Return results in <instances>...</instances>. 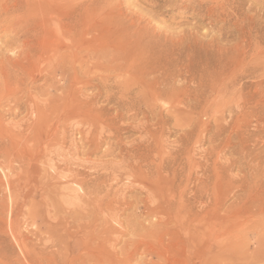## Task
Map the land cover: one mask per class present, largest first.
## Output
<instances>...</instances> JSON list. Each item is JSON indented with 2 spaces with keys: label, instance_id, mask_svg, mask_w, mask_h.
Returning <instances> with one entry per match:
<instances>
[{
  "label": "bare ground",
  "instance_id": "bare-ground-1",
  "mask_svg": "<svg viewBox=\"0 0 264 264\" xmlns=\"http://www.w3.org/2000/svg\"><path fill=\"white\" fill-rule=\"evenodd\" d=\"M0 2H2V0H0ZM88 7L89 5L87 7H83V2L81 0L77 2L76 1L72 2V0H11V1L3 0V3H0V38L5 36V34L10 37L8 41L6 40L7 42L5 41L3 42V44H0V101L1 102L4 98L5 99L8 98V101L14 97L16 98L17 96L15 95H17V93L20 92V90H22L20 89V87H22V84L24 83L25 80L27 79L31 80L29 82H32V86H33V84H35L41 79L43 75V71H42L43 69H41L42 68L41 66L40 67H37V65L34 66L37 63V62L35 63V61H40L39 63H41L42 61L47 69H51L52 71L51 73H55L56 71H59L63 76H65L68 73L69 67L71 66L74 67L71 68L73 69V71H75V74L80 68L82 69V66H83V70L87 68L90 71H95V72L98 71L101 73L116 72L115 79L112 81V83H110L111 81L109 80L110 78L107 77H102L98 79L96 82V93L93 96H89L83 99V126H87V128H90V130L89 131L87 130V133L84 134L83 140L85 141V146L87 147V151L89 150L88 153L92 156L93 154H95L97 151L100 150L101 146H103L106 140L112 139L115 142V144H110L111 148H109L110 149L109 151L104 152V156H111L114 157V159L116 157H120L121 161L118 163L114 162L115 164L113 163V161L112 162L108 161L107 163H103L104 165H98V167L100 166L99 167L100 169L98 170H96L98 167L94 166L92 168L90 166L92 170L89 173H87L88 169L85 170L87 175L83 174L84 173L83 172L82 173L83 175L81 174L80 177L77 175L79 179L73 180L70 179V177H68L70 180L69 179L67 180V178L64 179L65 186L64 187L61 186L62 189H60L59 192L61 193L62 196V200L60 203L65 205L66 208L60 203H58L57 206H55L56 209L54 208V211L55 210L57 211L58 216H59L58 212L62 213L63 215L59 216L58 218L56 217L57 219L54 220L52 231L50 234V243L49 246L47 247L48 249L50 248V250L48 252L39 253L40 256L37 257L38 263L39 264H131L134 257H136L138 253L139 256L144 255L146 253H151L152 255L157 257L156 258L158 259L157 261L159 260L163 261V264L181 263L183 261V256L185 255L184 253L185 251L183 250L186 247L188 249L189 248L195 249L197 247L200 249L201 247L208 248L210 246L208 244L212 236V231H211L212 219L210 218L212 209L211 210L208 209V207L210 206V205L207 206L209 200L202 202L203 200L202 195L205 194V196H207L209 191L210 193H212L214 191L213 188L214 186L213 187L211 186V181H212L211 176L207 175L205 177L203 188L197 190V193L191 192L193 194L192 195L190 193L192 195L191 197L183 198V196L177 197L175 195L176 189L179 190L181 194H183L189 182L188 181L186 184H183L182 186L181 177H182V173L184 172V167L180 163V159L181 156L184 154V152H186L187 150L186 149L187 147L185 146V144H183L184 141L188 142L194 132L190 128L184 131L181 137L179 138L181 144L178 146V148L174 150L173 153L164 155L160 149L161 148L160 141L163 140L161 139L163 136L162 127L164 125L162 126L161 123L162 127H159L160 128V129L158 128L159 130L157 128L154 129L155 124L153 125L150 123V120H154L152 117L153 110L151 106L157 102L167 101V103L169 104L175 103L177 105L185 106L186 109L190 110L194 107L199 108L201 107L200 105L203 104L202 107L200 108L201 109L200 113L203 115H208L209 112L212 111L211 109L210 110L206 109L208 104L210 103L209 101L210 97L218 95L220 93L227 94L229 93V91H235L228 98L231 100L233 95L240 96V98L239 99L234 98L232 100V105H228L232 107H229V110L225 109V112H227L226 110L232 111V108L235 106V108L238 110L237 114H240L241 118L238 117L239 115L237 117L239 118V120L243 118L241 120L243 124L241 125H245L244 128H246L247 131L248 130L250 131L249 126H251L253 123H255L254 124L255 126L254 125L252 126H254L255 128L259 124L262 127L261 123L262 121L264 122V43L262 45L258 43L257 45H253L252 47V44H250L249 42H244V45L242 46L243 48L242 49L241 47L239 48V50L241 49L242 52L238 53L239 52L238 51L236 53L237 55L240 54L238 56V59L236 58L237 56H235L233 58L234 59L233 64L229 62L221 63V65L218 66L219 67L218 74L214 75L216 71H212L210 68H207L209 66H207L205 69H202L200 71L196 70L195 66H193L192 68L191 66L192 58L190 56H187V62L190 63V65H184L179 63L178 60L176 59L177 54L173 53L172 51H169V49H166L167 44H165L166 42L164 43L163 41H158L156 39H154L151 42L149 41L151 46L149 47V49H145V48H140L139 44L135 42L132 43L129 40L130 43H132L135 47L133 50L132 48H129L130 46H128V44L130 43H127V41L123 39L124 38L122 35L123 33L122 34L115 33V35L113 34V36L110 38H108L109 36L108 37L106 36L108 40L105 38L107 41L106 42L104 41L103 43L101 39L100 40L97 39L101 36L106 35L108 32V28H106L105 25L102 24L98 25V22L97 25L94 26V28L95 27L97 28L98 35L94 37L95 35L94 34L92 35L93 36L92 38L94 39L86 40L85 38H83L84 36L83 12L87 11ZM87 15L90 16V14ZM102 15L103 13L100 14L99 17H101ZM106 18H108V16ZM100 20H101L100 22H102L103 16ZM104 24H106V21ZM109 25L112 26V23L108 24V27ZM101 26L105 27L106 29L102 28ZM109 31L111 32V29H109ZM255 38L257 39L256 35ZM244 39H246L245 36ZM0 42L2 43V41ZM168 44L171 46L170 43ZM253 44L255 43L253 42ZM259 44L261 45V47L259 46ZM174 45L176 44L174 43ZM234 52L233 55L235 54ZM9 54L10 56L13 55L16 58L9 57ZM231 60L229 61L232 62ZM193 63L194 61L192 62V64ZM75 68L78 70L76 71ZM45 72L46 70L44 69V73ZM237 72L243 73L244 77L248 80V82H246L245 85L242 84L240 88L238 87L239 89L235 90L238 80L236 79L231 80L230 78L232 77V75L234 78L235 73ZM89 73L91 72L88 73L83 72V75L87 76L89 75ZM188 79L189 82L192 81L193 83H196V87L195 89L193 88L192 95L187 94L185 92L186 90H184V87H183L184 91L182 90V86L184 85V83L188 82ZM46 81L47 79H45V83ZM180 82L182 84H180ZM84 83L88 84V81ZM26 84L28 83L26 82ZM41 84L42 83H40V85L38 86L32 87L33 89L31 90V83H30V88H28L27 92L31 96L30 99L32 98L34 99L28 101L29 110L26 114L27 117L26 116L25 117L27 119L30 117L29 119H32L36 122L42 118H45L50 110V113H48V115L50 116L54 115L55 116L54 118L57 117L58 119L60 116V112L62 114H65L67 112L69 103H67L66 98L56 97L53 98L50 102H48V104H38L36 98L38 97V95L43 96L45 94H48L47 89H53L62 92L63 88H57V87L45 88L44 87L45 84L44 85ZM18 87L20 90L18 89ZM14 88L15 90H13ZM100 99H103L106 105L112 104L111 106L113 110L112 114H110L111 108H106V107L101 108L99 106L97 107V104ZM15 103H17V101H15ZM160 105L163 104L161 103ZM1 108L2 107H0V110ZM197 111H199V109ZM183 112H185L184 109ZM171 117H174V119L177 120L176 123L174 124L182 123L183 125L182 124L179 125L181 126V128L188 127L187 125H185L188 118L183 117L181 110L177 109L173 113V116ZM0 118L2 117L0 116ZM238 118L237 121H239ZM216 120L217 119H215V122H217ZM224 120L225 119L222 118L220 121L218 120L217 123L219 124L218 126H220V124H223L222 121ZM230 120L233 121V119ZM135 121H138L140 123V125L138 124L140 126L138 127L139 132L141 134L143 133L146 136L147 140L145 139L137 140L134 141L132 144H129V146H126L125 142H124L125 144H123V140H122L123 138H121V132L125 130L127 131V127L123 125L126 124L127 122L129 125H131ZM32 123L35 124L34 122ZM224 125L225 124H223V126ZM32 127L34 126L33 125L30 126L31 129ZM221 127L219 128L222 129L223 127L222 128ZM247 127L249 128L247 129ZM257 128L259 130L260 129L262 130V128L258 126ZM184 129L185 128H183V130ZM217 130L216 132H218ZM53 132L55 135V131ZM209 132L210 131L207 130L206 134H208ZM244 132L241 134H245ZM104 133L106 134V136H104L105 135ZM98 134L100 136L99 139L96 138ZM239 134L240 133H238L237 135L239 136ZM51 135H49V137ZM241 136L242 138L244 137V135ZM49 137L48 139L46 138L45 139L49 140ZM211 138L212 137L207 138L208 143L212 142ZM50 141L51 139L48 142ZM225 143L227 144V142ZM243 145L241 144V146ZM116 146H118V148H116ZM198 146L196 147L194 145V147L196 148H199ZM223 149L225 150V148ZM116 150L118 151L117 153ZM160 152L162 156L159 155ZM212 152H210L209 154H211ZM243 152L244 153H242V156L245 155V159H248V161L250 158V154L255 153V151L249 153L248 147H246V149L243 150ZM41 154L43 153L41 152L40 155ZM89 154L88 157L90 156ZM259 155L257 156L258 158L260 157ZM253 156L254 155H251V158ZM40 157H45V156L42 155ZM241 158L244 159V157ZM254 158L256 159V156H254ZM53 161H51L50 163H52ZM205 162H207V160ZM249 162L251 163V161ZM252 162H254V160ZM260 162L261 160H259V163ZM262 163L263 162H261L260 165ZM229 164L227 165V167L229 166ZM231 164H234L235 167V163L231 162ZM231 164L230 166H233ZM248 164H246V166ZM205 165L207 166V163ZM230 166L229 168H231ZM258 166H254V168L253 167L251 168V166L249 167L253 170H256L255 167L257 168ZM199 168L200 167L198 166L197 169ZM215 170L216 168L214 167V172ZM52 171L54 175L52 179L56 184H58L60 180L63 179L64 176L59 170L57 171L56 169H54ZM190 171L192 172L191 169H189V172ZM211 171L212 170H208L209 174ZM256 171L255 174H257ZM259 171L260 170L257 171L258 174L260 175L261 173L263 174V171L261 173ZM248 172H246L247 174L243 175L245 176L244 178H246L247 180L246 185L248 184V180H249L248 178H251L249 177ZM116 175L141 176L140 180L136 181V185L133 184L135 186H133L130 183L131 182L130 181L129 183L130 185H132L131 187H129L130 185L128 186L129 187L128 189L130 190L127 189L126 187L127 185L125 186L126 187L125 189H127L128 191L127 190L126 191L129 193L138 192L139 194H145L147 197L138 198V196H135L136 195L135 194L134 197H131L132 200H130L131 198L127 199L125 195L126 193L125 189H122L121 187L114 189L111 184H107L108 181L111 180V177L113 176L115 177ZM211 175L213 176L214 174ZM260 175L258 176L256 175L257 176L256 179L259 177L257 180H261ZM214 176H218V175L215 174ZM235 179L237 178L235 177ZM251 179H250L251 181H254L253 178ZM165 182L168 183L169 188H166L167 190L164 189L165 187L163 188V183ZM241 182L242 180L240 181V184L242 185L243 182L242 183ZM259 182L258 184H260ZM195 183L193 182L194 185L193 184L192 185L195 186L196 185ZM250 183L251 182H249V184ZM258 184H256L255 182L254 187L257 186ZM246 185L245 186L242 185V186L244 187V189L246 188L247 190L249 188V185L248 188L246 187ZM71 187H74L73 192H71L72 190ZM243 187L241 188L243 189ZM70 188L71 190L69 191ZM41 190L44 189H42L41 187ZM45 190H47V188ZM55 190L53 189L52 191L51 188L52 192H54ZM251 191H253V188H251ZM80 192H83V195H86L87 198L83 197L82 199V195H80ZM245 194L247 197L246 192ZM255 198H257L256 200H258L259 197H256L255 195ZM218 199L219 198H217L216 200ZM254 199L253 198L252 200L250 199L251 202ZM256 200L254 201L255 204L259 202V200L257 202ZM253 204L254 203H252V205ZM196 205L198 206V208H196L199 209L198 211H194ZM253 206L252 207L250 206V209L253 208ZM256 208H258V205ZM122 215L126 216V218L123 221H121L120 219V216ZM150 218H155V219L157 218L155 220L156 222L155 223L150 222ZM196 219H198L199 223H201V225L199 224V227L200 226L204 227V230L200 231L199 227H196V225L193 224V222ZM127 236H130L132 238L126 240L125 238H127ZM123 237H125L124 240L126 241L121 240ZM261 237H264V234ZM261 237L259 238L262 239ZM259 242H261V245L264 246V240L262 241L259 240ZM120 244H121V249H120V253H118L116 252L115 248H117L116 246H119ZM47 248L45 247L43 250H46ZM170 248L172 249V251L173 249H176L179 257L181 256L180 259L178 258L176 259L173 256L174 259L172 260L171 258L172 261H170L169 259L162 260L163 255L160 256L159 255L160 252L158 250H164L165 252L164 251L162 252L166 253V250L168 249L170 250ZM194 249L192 250V252L194 251ZM205 253L206 256L208 252ZM118 254H120L121 256L124 255L120 261L117 260L119 259L117 256ZM165 255L168 254L166 253L164 254V256ZM263 257H264V253H263ZM5 258L6 256H4V253L0 250V264H11L7 260L5 261ZM31 263H33L32 259L29 260V262H26L25 264H31ZM159 264L161 263L159 262Z\"/></svg>",
  "mask_w": 264,
  "mask_h": 264
},
{
  "label": "rangeland",
  "instance_id": "rangeland-1",
  "mask_svg": "<svg viewBox=\"0 0 264 264\" xmlns=\"http://www.w3.org/2000/svg\"><path fill=\"white\" fill-rule=\"evenodd\" d=\"M74 1L77 2L80 0H74ZM74 1L72 0V2ZM81 1L83 2V7H87L89 5V7L87 8L88 10L86 9L87 11L83 12V23H84L83 38H85L86 40L94 39L92 38L93 37L92 35L94 34H95L94 37L98 35L97 28L96 27L94 28V26H96L98 22V25L99 24L105 25V27L108 28V32H109V34L107 32L106 35L101 36L97 39V40L101 39L103 43L104 41L106 42L108 38L112 37L113 34L115 35V33H121V34L123 33L122 34L124 37L123 39L127 41V43H130V41L132 43L135 42L139 44L140 48H145V49H149V47L151 46L150 42L153 41L154 39L158 41H163L164 43L166 42L165 44H167L166 49H169V51H172L173 53L177 54L176 59L178 60L179 63L184 65H190V63L187 62V56H190L192 58L191 61L192 68L193 66H195L196 70L200 71L202 69H205L207 66H209L207 68H210L212 71H216L214 75L218 74V69H219L218 66H220L221 63L229 62L233 64L234 62L233 58L237 56L236 58L238 59V56L240 54L237 55L236 53L238 51H239L238 53L242 52L241 49L243 48L242 46L244 45V42H249L250 44H252V47L253 45H257L258 43H260L261 45L264 43L263 41L264 39H262L264 38V0H81ZM0 3H3V0ZM101 12L103 13L102 22H100L102 16L99 17L100 14H102ZM87 14H90V16ZM107 16L109 19L106 18ZM97 17H99L100 19ZM104 20L106 21V24H104L105 23ZM107 22L108 24L112 23V26L109 25L108 27ZM109 29H111L112 35ZM255 35L257 36V39L255 38ZM7 36L8 35L5 34V36L0 38L1 39L0 41H2V43L0 42V44H3V42H5L6 40L8 41L10 39V37ZM106 36L109 37L107 38ZM244 36L246 39L249 37L250 38L246 40L244 39ZM253 42L255 44H253ZM132 43H130L131 45L128 44V46H130L129 48H132L134 50L135 47ZM168 43H170L171 46ZM174 43L176 45H174ZM260 44L259 46L261 47ZM240 47L241 49L239 50ZM233 52L235 53L234 55ZM9 57L14 58L15 56L13 55L10 56L9 54ZM229 60H231L232 62H230ZM193 61L194 63L192 64ZM39 62L40 61H35L36 64L34 66L37 65V67L40 66L42 67L41 69H43L42 70L43 75L41 79L35 84H33V86H32V82H29L31 80L29 79L25 80L23 83L24 86L22 84V87H20V89L22 90H20L18 87V89L20 90V92H18L19 95L17 93V95H15L17 97L12 98L14 102L12 101V99L8 101V98L7 99L4 98L2 102L0 101V107L3 108V109L1 108L2 111L0 110L1 111L0 116L2 117L0 118V250L4 253V256H6L5 261L7 260L11 264L13 263L25 264L26 262H29V260L31 259L33 260V263L31 264H39L37 260V257L40 256L39 253L48 252L50 250V248L48 249L47 247L49 246L50 243V234L52 231L53 222L59 216L63 215L62 213L58 212L59 213L58 216L57 211L56 210L54 211V208L62 200V196L59 190L65 186L64 179L67 178L68 180L69 179L68 177H70V179L76 180L79 179V177L83 172H84L83 174L87 175V173H89L94 166L98 167V165H104L103 163H107L108 161L111 162L113 161V163L114 162L118 163L121 161L120 157H116L114 159V157L111 156H104V152L110 150L109 149L111 148L110 144H115V142L112 139L106 140L103 146H101L100 150L97 151L92 156L88 153L89 150L87 151V147L85 146V141L83 140L84 134L87 133V130L88 131L90 130V128H87V126H83V99L89 96H93L96 93V82L98 79L102 77H107L110 78L109 79L111 80L110 83H112V81L115 79L116 72L101 73L98 71L96 72L90 71L87 68L83 70V66H82V69L81 68L79 69L80 71L76 69L77 67L75 68L76 71L78 70L77 73L75 74V71H73L72 69L74 67L71 66L72 68L69 67L68 73L65 76H63L59 71H56L55 73H51L52 72L51 69H47L42 61L41 63ZM44 69L46 70L45 73H44ZM83 72H87V73L91 72V73H89V75L87 76H84ZM235 76L233 78L232 75V77L230 78L231 80L232 79L238 80L235 90L239 89L242 84L245 85V83L248 82V80L244 77L243 73L237 72L235 73ZM241 78L242 79L244 78L245 80L244 79L242 80ZM45 79H47L46 83H45ZM189 79L188 82L184 83V85L182 86V90L184 87V90H186L185 92L189 95H192L193 94L192 91L193 88L195 89L196 83H193L192 81L189 82ZM86 81H88V84L84 83ZM26 82L29 85L26 84ZM30 83H31V90L33 89L32 87L38 86L40 85V83H42L41 85L45 84L44 85L45 88L48 87L63 88L62 92L53 89H47L48 94H45L43 96L38 95L36 100L38 104H48V102H50L53 98L56 97L66 98L67 103H69L67 112L65 114H62L60 112V116L58 119L57 117L54 118L55 117L54 115L53 116L48 115V113H50V110L45 118H42L36 122L32 119H29L30 117L27 119L26 114L29 110L28 101L34 99V98L30 99L31 96L27 92L28 88H30ZM180 84L182 83L180 82ZM13 90H15V88ZM188 90L190 91V93ZM234 92L235 91H229V93L227 94L220 93L218 95L210 97L209 98L210 103L208 104L206 109L207 110L211 109L213 112L210 111L208 115H203L200 113L201 112L200 108L202 107L203 104H201L200 105L201 107L199 108L194 107L190 109L191 111L186 109L185 106L177 105L175 103L169 104L167 103V101L157 102L151 106L153 110L152 117L154 120H150V123L153 125L155 124L156 127L154 126V129L155 128L158 129L159 127H162L164 125L162 127L163 136L161 138L163 140H161L162 142L160 141V147H161L160 149L164 155L173 153L174 150L178 148V146L181 144L179 138L181 137L184 131L190 128L194 132L188 142L184 141L183 144H185L187 150L186 152H184V154L181 156L180 159V163L184 167V172L182 173V177H181L182 186L183 184H186L188 181L189 182L183 194H181L179 190L176 189L175 195L177 197L183 196V198L191 197L193 195L191 192L197 193V190L203 188L205 177L207 175L211 176V180H212L211 186L212 187L214 186L213 187L214 191L212 193H210L209 191L207 196H205V194L202 195V199H203L202 202L209 200L207 206L210 205L211 208L209 206L208 209L210 210L212 209L214 211L213 212L211 210V216H210V218L212 219L211 220L212 236L208 244L210 246L208 248L201 247L200 249L197 247L195 248L196 250L194 248L188 249L186 247L187 249L185 248L183 250L185 251L184 252L185 255L183 256V261L181 262L183 264H264L263 263L264 251H262L264 250V246H262L261 242H259V240L260 241L264 240V237H261L264 234V216H263L264 214H262L264 213V211H262L264 210V189H263L264 180H262L264 179L263 178L264 177V169H263L264 168L263 167L264 166V127H263L264 122L262 121L261 123L263 128L260 126V124L257 125L258 127L262 128V130L261 129L259 130L256 126V128L258 129L257 130L254 127L255 123H253L252 125L254 126L251 125L249 126L250 128L247 127V129L248 128L250 129V131L249 130L247 131L246 128H244L245 125H241L243 124L241 122L243 118L239 120L241 116L240 114H237L238 110L235 108V106L232 108V111H228L229 107H232V106H228V105H232V100L234 98L236 99L240 98V96L233 95L230 100L228 97ZM18 97L20 98V100ZM15 101H17V103H15ZM161 103L164 106L160 105ZM98 106L101 108L102 107L111 108L112 104L106 105L103 99H100L97 104V107ZM177 109L181 110L183 117L188 118L189 120V121L187 120V122L185 123V125H187L188 127H183L185 128L184 130L183 128H181V126H179L182 123L174 124L176 123L177 120L174 119V117H171L173 116V113ZM183 109L185 112H183ZM198 109L199 111H197ZM225 109H228L226 110L228 113L225 112ZM234 109L235 111L236 110L237 111L235 112ZM112 113L113 110L111 108L110 114ZM227 116H229L230 118ZM221 118L225 119L224 121H222L223 124H225L224 126L223 124H220V126H218L219 124H217L218 120L220 121ZM237 118L240 122L237 121ZM215 119H217L216 120L217 122H215ZM230 119H233V121ZM32 122H34L35 124H33ZM127 124L128 122L123 125L127 127V131L125 130L121 132V138H123L122 139L123 144L126 143V146H129V144H132L134 141L142 140V139L147 140L146 136L143 133L142 135L139 132L138 127H140L139 126L140 123L138 121H135L131 125L128 124V126ZM32 125L35 127V129L34 127H32V129L30 128V126ZM27 127L30 129H28ZM219 127H221L223 130L220 129ZM239 129L241 130V132ZM35 130L37 131V133ZM205 130L206 131L209 130L210 132L206 134ZM216 130L218 132H216ZM28 131H30L31 133ZM53 131H55V135ZM242 131L243 132L245 131L244 132L245 134L247 132L249 133H247L246 135L241 134L243 133ZM232 132L234 135L232 134ZM238 133L244 135V137L242 138L240 134L238 136L237 135ZM49 135L51 136L49 137ZM104 136H106V134ZM48 137L49 140L51 139L50 142H48L49 140H46L48 139ZM99 137L100 136L98 134L96 138L99 139ZM209 137H212L211 143H208L207 141V138ZM250 138H252L253 140ZM225 142H227V144ZM197 144L198 145L201 144V145L198 146ZM241 144L242 145L244 144L245 146L244 145L241 146ZM194 145L196 147L198 146L199 148L194 147ZM253 146L255 147V150ZM240 147L241 149L243 147L244 148L241 150ZM246 147H248L249 153L255 151L254 154L253 153L250 154L249 161H251V163L248 161V159H245V155L242 156V153H244L243 150H245ZM116 148H118V146H116ZM223 148H225V150ZM162 149L165 151H163ZM211 149L213 150L214 153L212 152ZM41 152L43 154L40 155ZM117 152L118 151L116 150V153ZM161 152L159 153V155L162 156ZM210 152L212 153L209 154ZM88 154L90 155L89 157ZM257 154L260 156L259 158L257 157L258 156ZM42 155H44L45 157H40ZM191 155L194 157H192ZM251 155L256 156V159L254 158V156L251 158ZM207 156L212 158L213 160L208 158ZM240 156L244 157V159L241 158ZM205 159L207 160V162H205L206 161ZM258 159L261 160V162H263L261 165H260L261 162L259 163ZM210 160H212L214 163ZM253 160L254 162H252ZM51 161L53 162L50 163ZM195 162L197 165L195 164ZM228 162L230 164L231 162L235 163V167L234 164H231L233 166H230ZM245 162L246 164L249 163L248 165L251 166V168L260 165L257 168L255 167V169L260 170L259 171L260 173L263 171V174L262 173L261 175L258 174L257 172L258 170L256 171L251 169L248 165L246 166ZM206 163L207 166L205 165ZM51 164L52 166L53 165L54 166L52 167ZM228 164L231 168H229V166L227 167ZM198 166L201 169L200 168L197 169ZM99 167L96 170L100 169ZM214 167L216 168L215 170V172L217 171L216 173L214 172ZM54 169H56L57 171L59 170L64 176L63 179H61L60 182L58 183L59 185L56 184L52 179L54 177L52 170ZM189 169H191L192 172L191 171L189 172ZM207 169L212 170L213 172L211 171L209 174ZM85 170H87V173ZM255 171L257 174H255ZM246 172H248L249 177L253 178L254 180L251 181L252 179L248 178L249 180L247 185H246L247 180L246 178H244L245 176H243L244 174H247ZM219 173L221 176L219 175ZM211 174L214 175L216 174L218 176H214V175L212 176ZM77 175L79 177H77ZM256 175L257 176L260 175V179L262 181L257 180L259 177L256 179L257 177ZM235 177L237 179H235ZM140 178L141 176L139 175L138 176L116 175L115 177L114 176L111 177V180H109L107 184H111L114 189L119 187H121L122 189H125L127 187L128 189L133 184L136 185V181L140 180ZM239 179L240 181L242 180L243 183L242 182L241 183L243 186L246 185V187L248 188L249 185V188L247 190L246 188L244 189V187L240 184ZM129 182L132 185H130ZM193 182L194 183L196 182L195 183L196 187L193 186L194 185ZM249 182H251L250 183L251 185L249 184ZM255 182L256 184H258V182L260 184L254 187ZM165 183H163V188L164 187H165L164 189L169 188L168 183L166 184ZM52 185L54 186V188ZM240 185L241 187H243V189L240 187ZM40 186L44 190H41ZM46 188L47 190H45ZM51 188L52 191L53 189L56 190L52 192ZM71 188L69 189V191L71 190V192H73L74 187ZM251 188H253V191H251ZM256 188L259 190H257ZM127 189H125V191ZM255 189L257 190V192ZM127 191L125 193L127 199L134 197L135 194H136L135 196H138V198L147 197L145 194H139L138 192L129 193ZM245 192L247 193V197ZM253 194H255L256 197H259L258 198L259 202H257L258 200H256L257 198H255V195ZM80 195H82V199L83 197L87 198L86 195H83V192H80ZM250 195L253 197H251ZM216 197L219 199L216 200L217 199ZM252 198L255 199L251 202ZM130 200H132V198ZM255 200L257 202L256 204L258 205V208H256L257 205L254 202ZM249 202L251 205L249 204ZM252 203H254L253 205L256 206H253ZM246 205L247 206L250 205L251 207L253 206L254 209L251 208L253 209L251 210L250 206L247 207ZM63 206L65 207V205ZM196 206L194 208L195 209L194 211L199 210L196 209L198 208V206L197 207ZM124 216L123 215L120 216L121 221H123L126 218V216L125 217ZM156 219L150 218V222L155 223ZM197 221L198 219H196L194 221L195 223L193 222V224L196 225V227H199V224L201 225V223ZM199 230L200 231L204 230V227L200 226ZM259 237H261L262 239H260ZM124 238L125 237H123L121 240L123 241ZM131 238L132 237L127 236V238L125 239L129 240ZM45 247L47 249L43 250ZM116 247H117L115 248L116 252L120 253L121 244ZM193 249L194 251L192 252ZM158 251L161 253L160 254L158 252L160 256L163 255L162 260L169 259L170 261H172L174 257L176 259L177 258L180 259L181 257V256L179 257V255L177 254L178 252L176 251V249H173V251L171 248L170 250L169 249L166 250V253L168 255L165 256L167 258L164 256V254L166 253L162 252L164 250H158ZM205 252H208L206 256H205L206 254ZM117 256L119 259H117V257L116 259L120 261L124 255L121 256L120 254H118ZM136 257H134L135 260L133 259L132 261L133 264H137V263L140 264V262L141 264L142 263L159 264V262L163 264V261L160 260L157 261L158 260L156 259L157 257L152 255L151 253H146L141 256H139L138 253ZM181 263H177V264H181Z\"/></svg>",
  "mask_w": 264,
  "mask_h": 264
}]
</instances>
